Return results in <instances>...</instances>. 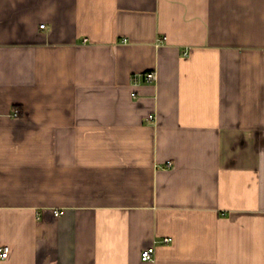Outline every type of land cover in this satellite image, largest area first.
<instances>
[{
	"label": "crops",
	"instance_id": "1",
	"mask_svg": "<svg viewBox=\"0 0 264 264\" xmlns=\"http://www.w3.org/2000/svg\"><path fill=\"white\" fill-rule=\"evenodd\" d=\"M3 246L264 264V0H0Z\"/></svg>",
	"mask_w": 264,
	"mask_h": 264
},
{
	"label": "built area",
	"instance_id": "2",
	"mask_svg": "<svg viewBox=\"0 0 264 264\" xmlns=\"http://www.w3.org/2000/svg\"><path fill=\"white\" fill-rule=\"evenodd\" d=\"M45 25H41V27H44ZM166 39V37H164ZM144 77L147 81H154L157 78L156 72L155 71H148L144 74ZM15 116H18V113H15ZM172 164V161H170L169 165ZM56 215H59L60 212L56 211ZM172 238L168 237L164 239V242L168 243L171 242ZM10 252V247L9 246H3L0 247V258L5 259L8 257ZM154 254H155V249L154 247H148L142 251V259L145 261H151L154 259Z\"/></svg>",
	"mask_w": 264,
	"mask_h": 264
}]
</instances>
